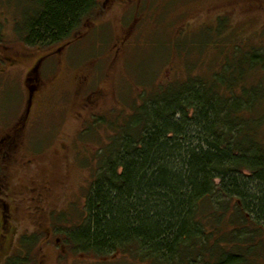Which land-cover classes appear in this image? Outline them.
I'll return each instance as SVG.
<instances>
[{"label":"rangeland","instance_id":"rangeland-1","mask_svg":"<svg viewBox=\"0 0 264 264\" xmlns=\"http://www.w3.org/2000/svg\"><path fill=\"white\" fill-rule=\"evenodd\" d=\"M34 1L0 0V141L14 136L8 155L0 150V204L12 230L0 264L22 250L27 264H142L76 255L56 229L81 222L113 136L108 123L131 115L141 94L211 78L235 46L264 49V0H100L68 43L31 48L16 27ZM221 17L229 27L220 35ZM259 81L262 72L248 84ZM24 236L38 239L28 258Z\"/></svg>","mask_w":264,"mask_h":264},{"label":"trees","instance_id":"trees-1","mask_svg":"<svg viewBox=\"0 0 264 264\" xmlns=\"http://www.w3.org/2000/svg\"><path fill=\"white\" fill-rule=\"evenodd\" d=\"M100 6L35 0L16 32L31 48L68 43ZM228 27L219 18L218 34ZM256 72L264 49L235 46L220 73L144 92L131 115L108 123L82 220L56 229L65 245L142 264H264V83L248 84ZM9 214L2 202L6 230ZM37 240L22 238L27 258ZM23 253L5 264H27Z\"/></svg>","mask_w":264,"mask_h":264},{"label":"flooded vegetation","instance_id":"flooded-vegetation-1","mask_svg":"<svg viewBox=\"0 0 264 264\" xmlns=\"http://www.w3.org/2000/svg\"><path fill=\"white\" fill-rule=\"evenodd\" d=\"M13 140L14 138L12 136H9L7 139L0 141V150L6 153V156L8 155V151H10L11 149V143ZM2 225L0 226V230H2L4 233H2L3 237H0V250L5 246L6 240L8 238L7 235L10 233V231H12L10 227H8L6 230V228H4Z\"/></svg>","mask_w":264,"mask_h":264},{"label":"water","instance_id":"water-1","mask_svg":"<svg viewBox=\"0 0 264 264\" xmlns=\"http://www.w3.org/2000/svg\"><path fill=\"white\" fill-rule=\"evenodd\" d=\"M31 99H32V97H31ZM31 103V102H30Z\"/></svg>","mask_w":264,"mask_h":264}]
</instances>
